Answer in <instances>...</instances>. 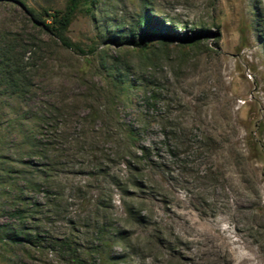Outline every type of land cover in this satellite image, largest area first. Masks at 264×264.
<instances>
[{"label": "rangeland", "instance_id": "rangeland-1", "mask_svg": "<svg viewBox=\"0 0 264 264\" xmlns=\"http://www.w3.org/2000/svg\"><path fill=\"white\" fill-rule=\"evenodd\" d=\"M68 1L0 0V264H264V0Z\"/></svg>", "mask_w": 264, "mask_h": 264}, {"label": "trees", "instance_id": "trees-1", "mask_svg": "<svg viewBox=\"0 0 264 264\" xmlns=\"http://www.w3.org/2000/svg\"><path fill=\"white\" fill-rule=\"evenodd\" d=\"M97 0H69L68 4L65 8V10H55L53 12L45 11V15H47L52 20V29L55 33V36L59 41L62 42V44L68 48L75 47V44L66 36V32L68 31L70 25L74 21V19L77 17L78 14L84 13V14H91L93 10L95 9ZM146 4V3H145ZM147 5V4H146ZM140 24L142 25V31L139 33V35L142 37V40H136V38H128L124 42V44L132 45L134 48H140L142 50H146L147 48V40L155 38L157 35H159L161 38H164L165 40L167 38L175 39V41H178L180 44H191L195 42L196 40H199L200 37L205 36L207 31L200 30L197 33H194V36L191 37L188 34L186 35H180L178 33L176 36L172 35V27L170 24H166L165 20H158L157 18H152V16L148 13V8L146 6V12L141 16ZM157 25L161 26V29H165L167 33H163V30H158ZM112 39V38H111ZM110 39V40H111ZM114 44L120 45L121 42L117 41L116 39L111 40ZM122 83V82H121ZM147 93V90L144 91V94ZM146 97V96H145ZM155 97L154 95L152 96ZM151 98V97H150ZM148 99V98H146ZM149 100V99H148ZM137 133L135 130H128L126 134V138L130 145H134V143L137 141ZM176 147H171V153L175 154ZM142 160L146 158V149L143 150ZM177 156V155H176ZM129 216L133 219L139 218V214L132 208H129ZM108 227L106 225H102L98 233L101 237H104L103 240H100L96 245H94V248L91 250L90 253L84 252V254H79L77 249H73L71 243L67 240L66 242H63L62 246L65 247L68 251V254L71 257H74V262L76 264H90L89 256L95 255L96 260L100 261L102 264H117L115 261L117 260L116 256H113L111 254L110 248L112 244H115L118 242V239L122 238V235L118 232L110 234H106V231H108ZM105 232V234H104ZM14 237V236H13ZM15 239V238H14ZM27 239H32L31 235L27 236ZM99 262V263H100Z\"/></svg>", "mask_w": 264, "mask_h": 264}]
</instances>
